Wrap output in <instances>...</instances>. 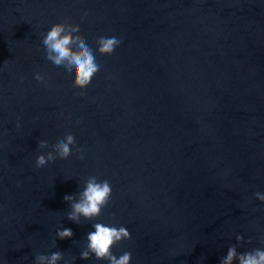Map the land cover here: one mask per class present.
Here are the masks:
<instances>
[{
	"label": "water",
	"instance_id": "water-1",
	"mask_svg": "<svg viewBox=\"0 0 264 264\" xmlns=\"http://www.w3.org/2000/svg\"><path fill=\"white\" fill-rule=\"evenodd\" d=\"M66 20L94 51L100 36L123 41L97 56L102 69L83 92L44 59L41 34ZM68 134L72 155L37 169ZM90 176L112 195L78 225L64 197ZM256 192L264 0H0V264L56 251L59 264H107L80 258L94 223L127 228L131 239L112 251L130 252V264H219L229 246L264 247ZM62 227L71 239L56 237Z\"/></svg>",
	"mask_w": 264,
	"mask_h": 264
},
{
	"label": "clouds",
	"instance_id": "clouds-1",
	"mask_svg": "<svg viewBox=\"0 0 264 264\" xmlns=\"http://www.w3.org/2000/svg\"><path fill=\"white\" fill-rule=\"evenodd\" d=\"M80 25L69 23L67 20L57 23L51 27L46 34L42 35L44 46V59L50 61L56 67H63L73 80L72 87L83 92L90 85L92 79L101 71L102 65L97 62V56L106 57L114 54L122 44V39L117 36H100L95 41V51L88 44L84 37L79 35ZM34 79L38 83L46 85L45 77L39 73L34 74ZM17 128L20 124L17 121ZM76 145L75 137L68 134L64 139L51 145L52 151L46 155L41 154L35 160L37 169L47 164H55L57 159L66 160L72 155V147ZM47 141L38 142L39 149L48 148ZM78 158L83 160L84 156L78 149ZM112 195V187L108 180H98L96 176H90L83 187L76 195H66L64 200L70 205L67 219L80 224L81 221L91 222L99 218L102 210L109 204ZM255 199L264 204V194L254 193ZM94 231L86 236V244L80 252L82 260H89L94 257L96 261H105L107 264H130L131 253L123 252L117 258L112 249L122 241L130 240L131 236L126 227H116L103 223L92 224ZM73 232L71 229L63 228L58 230L56 237L60 240L71 239ZM237 244L243 241L242 236H237ZM251 241H249L250 243ZM264 245V239L261 240ZM56 247V240L53 241ZM73 261L75 257L72 258ZM64 260V253L60 251L52 252L49 256L43 254L36 255L34 264H59ZM264 264V247L253 248L249 251L238 253L237 245L229 246L226 256L222 257L219 264ZM65 264H68L65 261Z\"/></svg>",
	"mask_w": 264,
	"mask_h": 264
}]
</instances>
